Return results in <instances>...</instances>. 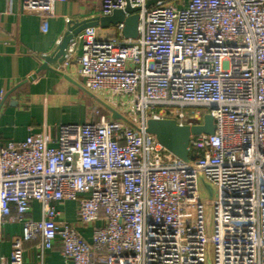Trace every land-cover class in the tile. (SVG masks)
I'll return each instance as SVG.
<instances>
[{
	"label": "built area",
	"instance_id": "obj_1",
	"mask_svg": "<svg viewBox=\"0 0 264 264\" xmlns=\"http://www.w3.org/2000/svg\"><path fill=\"white\" fill-rule=\"evenodd\" d=\"M62 1L22 0L23 12L46 24ZM147 1L102 0V15L138 7V35L87 27L65 54L127 121L97 109L98 121L56 137L0 140V234L20 222L15 256L38 240L73 264H264V0ZM207 113L215 132L191 135L189 161L147 131L149 119L193 126ZM200 177L214 193L208 210ZM66 200L90 239L58 220ZM0 264L18 263L0 254Z\"/></svg>",
	"mask_w": 264,
	"mask_h": 264
},
{
	"label": "crops",
	"instance_id": "obj_2",
	"mask_svg": "<svg viewBox=\"0 0 264 264\" xmlns=\"http://www.w3.org/2000/svg\"><path fill=\"white\" fill-rule=\"evenodd\" d=\"M102 15V0L56 2L54 14L45 24L37 15L23 12L22 0H0V140L21 141L32 133L46 131L56 137L60 126L98 121L101 114L111 118L104 100L88 90L79 75L76 56L56 59L55 51L71 22ZM83 31V30H82ZM66 48L77 50L75 41ZM103 32V31H101ZM105 33L115 34L110 26ZM41 65H45L41 69ZM99 109L101 114L95 111ZM32 216L41 218V204L33 202ZM58 220L74 224L90 239L92 225L79 223L77 204L66 200L57 204ZM23 225L6 220L0 234V254L18 264H73L56 246L42 253L38 240L24 241L15 256L12 239L21 236Z\"/></svg>",
	"mask_w": 264,
	"mask_h": 264
},
{
	"label": "water",
	"instance_id": "obj_3",
	"mask_svg": "<svg viewBox=\"0 0 264 264\" xmlns=\"http://www.w3.org/2000/svg\"><path fill=\"white\" fill-rule=\"evenodd\" d=\"M158 0H148L146 5L156 3ZM139 8H133L130 4L125 10L115 9L111 15H100L95 18L85 19L81 22H71L68 29L61 39L57 50L55 51L56 59L60 61L65 59L66 48L68 44L74 39L82 30L87 27L101 26L108 28L117 23H124L123 36L126 38H134L138 35V15L135 13ZM127 13L129 15H127ZM45 65H41L43 69ZM104 107L111 113L112 119H127L112 108L107 103H103ZM147 131L156 135L157 139L175 156L182 160H190V137L198 134H213L215 132L214 117L207 113L204 115L203 123L193 126L178 125L174 120H154L149 119L147 122ZM211 188V187H210ZM212 190V188H211Z\"/></svg>",
	"mask_w": 264,
	"mask_h": 264
},
{
	"label": "rangeland",
	"instance_id": "obj_4",
	"mask_svg": "<svg viewBox=\"0 0 264 264\" xmlns=\"http://www.w3.org/2000/svg\"><path fill=\"white\" fill-rule=\"evenodd\" d=\"M191 109L199 110L202 113H204L206 110L205 107H193ZM199 183H200V197L204 201V203L206 204V208L208 210L209 203H210L212 197L214 196V193L211 190L209 184H207L202 177H200Z\"/></svg>",
	"mask_w": 264,
	"mask_h": 264
},
{
	"label": "trees",
	"instance_id": "obj_5",
	"mask_svg": "<svg viewBox=\"0 0 264 264\" xmlns=\"http://www.w3.org/2000/svg\"><path fill=\"white\" fill-rule=\"evenodd\" d=\"M191 158H193V155L191 154Z\"/></svg>",
	"mask_w": 264,
	"mask_h": 264
}]
</instances>
